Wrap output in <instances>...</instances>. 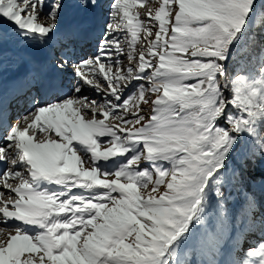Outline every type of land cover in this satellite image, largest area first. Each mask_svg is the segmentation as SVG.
I'll list each match as a JSON object with an SVG mask.
<instances>
[{"label":"snow or ice","instance_id":"6c2138e0","mask_svg":"<svg viewBox=\"0 0 264 264\" xmlns=\"http://www.w3.org/2000/svg\"><path fill=\"white\" fill-rule=\"evenodd\" d=\"M147 2L0 0V264H264V0Z\"/></svg>","mask_w":264,"mask_h":264},{"label":"bare ground","instance_id":"6f19581e","mask_svg":"<svg viewBox=\"0 0 264 264\" xmlns=\"http://www.w3.org/2000/svg\"><path fill=\"white\" fill-rule=\"evenodd\" d=\"M105 3H108L109 0H104ZM79 12V13H78ZM73 25H84L86 26V29L91 33H97L99 31V21L95 18H93L89 14H82L77 9H69L64 17L63 21V27L64 28H70ZM93 43H95L93 39ZM94 49H92L93 51ZM92 53V52H91ZM91 53H88L87 55H90ZM124 61V59H123ZM11 75V74H9ZM86 95L93 96L94 94L91 92H86ZM3 165H0V171H2ZM0 191H3L5 193V198L7 197V190L3 189L2 185H0ZM2 227V225H0Z\"/></svg>","mask_w":264,"mask_h":264},{"label":"rangeland","instance_id":"374dc122","mask_svg":"<svg viewBox=\"0 0 264 264\" xmlns=\"http://www.w3.org/2000/svg\"><path fill=\"white\" fill-rule=\"evenodd\" d=\"M153 6H157L156 4H155V0H148V2L145 4V8L146 7H153ZM137 10H143V9H141V7H140V5H137ZM79 13V12H78ZM82 14H84V13H82ZM137 47H139V45H137ZM124 63L126 64L127 63V60L126 59H124ZM109 122H111V123H117V121H113V120H111V117L109 118ZM262 167H258V168H264V163H262ZM262 174V175H261ZM256 176V175H255ZM261 176H263V173H260V174H258V177H256L257 179H259ZM9 182H11V181H9Z\"/></svg>","mask_w":264,"mask_h":264},{"label":"trees","instance_id":"16d2710c","mask_svg":"<svg viewBox=\"0 0 264 264\" xmlns=\"http://www.w3.org/2000/svg\"><path fill=\"white\" fill-rule=\"evenodd\" d=\"M262 162H258L257 165H256V168H255V175L256 177H258V174L260 173H263V176H264V168H258V167H262ZM262 175V174H261Z\"/></svg>","mask_w":264,"mask_h":264}]
</instances>
